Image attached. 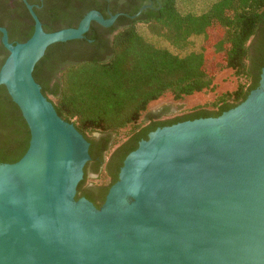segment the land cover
Wrapping results in <instances>:
<instances>
[{
  "label": "water",
  "instance_id": "1",
  "mask_svg": "<svg viewBox=\"0 0 264 264\" xmlns=\"http://www.w3.org/2000/svg\"><path fill=\"white\" fill-rule=\"evenodd\" d=\"M35 28L0 70L31 133L24 157L0 164V264H264V68L259 87L217 118L159 128L125 160L102 207L77 197L90 143L57 113L33 73L47 49L83 39L77 28ZM149 8L143 7L135 16Z\"/></svg>",
  "mask_w": 264,
  "mask_h": 264
},
{
  "label": "trees",
  "instance_id": "2",
  "mask_svg": "<svg viewBox=\"0 0 264 264\" xmlns=\"http://www.w3.org/2000/svg\"><path fill=\"white\" fill-rule=\"evenodd\" d=\"M195 1L162 0L160 10L144 12L135 20L120 17V30L93 22L83 39L50 46L36 65L33 76L43 94L58 115L73 123L90 143L91 160L77 197L101 201L96 204L100 208L118 182L126 158L150 133L186 121L220 117L259 87L264 68V0H213L201 13L181 9L182 3ZM19 3L23 8L19 15L28 20L24 30L11 34V43L14 39L24 43L34 33V20L22 0ZM63 4L34 9L46 32L77 28L89 11L66 12ZM127 13L134 15L137 9ZM140 25L180 51L192 38L201 37V48L181 55L158 47L140 34ZM101 30L109 35L117 32L112 40H105L98 34ZM2 50L8 57L4 45ZM227 71L239 80L235 90L217 94L212 103L182 116L166 119L162 113L148 114L142 123L154 102L168 96L182 102L215 92L217 78ZM53 75L60 76L54 87L50 85ZM0 131V164L17 163L28 151L31 133L5 86H0ZM91 174L99 176V183L89 187Z\"/></svg>",
  "mask_w": 264,
  "mask_h": 264
},
{
  "label": "flooded vegetation",
  "instance_id": "3",
  "mask_svg": "<svg viewBox=\"0 0 264 264\" xmlns=\"http://www.w3.org/2000/svg\"><path fill=\"white\" fill-rule=\"evenodd\" d=\"M32 1L34 2L33 6L39 10L45 9L46 4L65 3L62 6L64 8V11H66V12H75V11H78L82 8H85L87 10L89 9V11L86 14H88L91 11H97L100 14H102L104 16V18H106V19H109L111 17V15H120L118 17V19L116 20V22L113 24V26L106 28V29H112L113 27L114 28L117 27L118 30L123 28V25H120V24L118 25V20L120 17H125V18L130 19V20H135V19H132L130 17L135 16L143 7L149 6V8L144 10L141 13V15L144 12H147L149 10H160V8L162 6V0H32ZM38 1H39V3H37ZM22 2L24 3L23 0H22ZM38 4H40V5H38ZM157 5H158V8H156ZM0 9H1V11H0V27H3L8 31L9 40L11 42V34L14 32H17V31L24 30V27L26 26L28 19L26 17H21L19 15V12H21L23 10L22 5L19 3V0H0ZM135 9H137V13H135L134 15H130V13H127V12H133ZM86 14H85V16H86ZM140 16H138L137 18H139ZM80 22L81 21H79L78 24H80ZM116 32L117 31H115V32H113V34L109 35L106 33V31L101 30L98 32V34H100V36L102 38H104L105 40H108V39L112 40V38ZM12 43L18 44L21 42L18 39H14L12 41ZM2 46H3L2 33L0 32V70L8 58L7 53L3 52V50L1 51ZM59 77H60L59 75L58 76L57 75L52 76V79H50L51 80L50 85L52 87H54L58 83ZM1 134L2 133L0 131V135ZM3 136H4V133H3ZM94 136L96 138H99V134H95ZM89 187H92V186L89 185ZM82 197L83 196L81 194L78 195V198H82ZM94 204L99 205V204H101V201H97Z\"/></svg>",
  "mask_w": 264,
  "mask_h": 264
},
{
  "label": "rangeland",
  "instance_id": "4",
  "mask_svg": "<svg viewBox=\"0 0 264 264\" xmlns=\"http://www.w3.org/2000/svg\"><path fill=\"white\" fill-rule=\"evenodd\" d=\"M212 1L213 0H196L191 5L182 3L181 9L184 10V12L193 11L196 13H201L207 8L209 3H211ZM139 32L147 40L154 43L156 46L162 48H168L172 52L179 53L181 55L189 54L192 51H199L202 45V38L194 37L190 40V43L187 46V48L180 51L179 49H176L173 46H171L170 43L167 42L162 37L152 34L149 29H147L142 25L139 26ZM238 82L239 80L235 79V77L232 76L231 72L229 71L223 72L219 75V77L216 80L215 92H208V93L196 95L182 102H176L170 96L162 98L150 105L148 112L145 114V116L142 118L141 121L144 124L147 121L148 114L163 113L164 114L163 118L166 119L182 116L196 107L212 103L215 100L217 94L220 95L225 92L235 90ZM98 178H99L98 175L91 174L88 179V184L91 186L98 184L99 183Z\"/></svg>",
  "mask_w": 264,
  "mask_h": 264
}]
</instances>
